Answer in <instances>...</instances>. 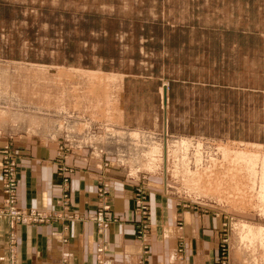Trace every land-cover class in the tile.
<instances>
[{
	"label": "rangeland",
	"instance_id": "rangeland-1",
	"mask_svg": "<svg viewBox=\"0 0 264 264\" xmlns=\"http://www.w3.org/2000/svg\"><path fill=\"white\" fill-rule=\"evenodd\" d=\"M0 141L9 264L18 224L74 216L83 167L97 232L119 218L114 183L131 193L137 264L155 245L154 197L172 205L174 264L201 257L206 216L220 219L216 264H264V0H0ZM39 146L65 210L18 205V151ZM97 241L95 264H120Z\"/></svg>",
	"mask_w": 264,
	"mask_h": 264
},
{
	"label": "crops",
	"instance_id": "crops-1",
	"mask_svg": "<svg viewBox=\"0 0 264 264\" xmlns=\"http://www.w3.org/2000/svg\"><path fill=\"white\" fill-rule=\"evenodd\" d=\"M122 113L123 122H125V116L128 114L125 108L122 109ZM125 123L133 126L142 125L141 120L126 121ZM0 142L1 164L3 145L2 141ZM18 152L16 189L18 205L46 210L57 211L61 208L65 210L60 177L56 174L54 162L50 160L53 157L51 151L44 146H39L33 151L20 149ZM90 173L83 167L72 175L68 209L66 210L73 213V217L51 224L20 223L15 227L16 264H95L94 245L96 240L99 242L103 240L107 244L118 263L137 264L140 254L138 246L134 244V231L130 221L131 193L127 189L124 190L121 183H114L113 196L106 200L119 218L103 233H99L87 217L93 213L98 204L95 196V180ZM1 197L0 189V199ZM158 201L156 197L151 200L152 235L154 234L155 245L151 250L149 264H174L173 259H176L178 255L177 248L173 246L175 243L170 240L168 243L164 242L167 238L166 235H169L168 238L172 236L170 227L167 224L164 225V222L172 217V205L164 203L161 198ZM219 220L218 216L211 219L208 216L205 217L207 235H204V238H207V241L199 251L202 255L197 261L190 263H188L187 257V264L217 263ZM193 236V238H197L198 233H193ZM10 247L8 217L0 213V264H9ZM235 264L238 263L235 262Z\"/></svg>",
	"mask_w": 264,
	"mask_h": 264
},
{
	"label": "bare ground",
	"instance_id": "bare-ground-1",
	"mask_svg": "<svg viewBox=\"0 0 264 264\" xmlns=\"http://www.w3.org/2000/svg\"><path fill=\"white\" fill-rule=\"evenodd\" d=\"M4 198H5V201H8L9 195L7 192L4 193ZM0 213L5 214L8 217V219H9V216H11L9 211H8V208L4 207L3 205L0 206ZM10 224H12L14 226V221L11 222ZM261 234H262V230L260 229V235ZM99 250L102 251L101 242H99V244L97 245V251H99Z\"/></svg>",
	"mask_w": 264,
	"mask_h": 264
},
{
	"label": "built area",
	"instance_id": "built-area-1",
	"mask_svg": "<svg viewBox=\"0 0 264 264\" xmlns=\"http://www.w3.org/2000/svg\"><path fill=\"white\" fill-rule=\"evenodd\" d=\"M6 190H7V189H6ZM7 191H8V190H7ZM7 191H6V192H7ZM8 195H9V192H8ZM10 199H11V197L9 196V199H8V201H7L9 204H11ZM8 211H9V213H10V208L8 209ZM13 214H15V213H13ZM13 214L10 213L11 216H13ZM31 215H32V214H31ZM22 216H23V217H22L23 219H28V218L30 217V214L22 213ZM12 219H14V217H12Z\"/></svg>",
	"mask_w": 264,
	"mask_h": 264
}]
</instances>
